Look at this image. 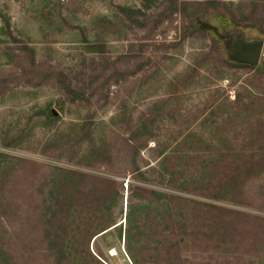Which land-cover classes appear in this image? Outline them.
Masks as SVG:
<instances>
[{
  "label": "rangeland",
  "instance_id": "obj_1",
  "mask_svg": "<svg viewBox=\"0 0 264 264\" xmlns=\"http://www.w3.org/2000/svg\"><path fill=\"white\" fill-rule=\"evenodd\" d=\"M179 256L264 264V0H0V264Z\"/></svg>",
  "mask_w": 264,
  "mask_h": 264
},
{
  "label": "water",
  "instance_id": "obj_2",
  "mask_svg": "<svg viewBox=\"0 0 264 264\" xmlns=\"http://www.w3.org/2000/svg\"><path fill=\"white\" fill-rule=\"evenodd\" d=\"M259 49H257L256 51H252L250 52L248 55H247V59L250 61V62H257L258 61V56H259Z\"/></svg>",
  "mask_w": 264,
  "mask_h": 264
},
{
  "label": "trees",
  "instance_id": "obj_3",
  "mask_svg": "<svg viewBox=\"0 0 264 264\" xmlns=\"http://www.w3.org/2000/svg\"><path fill=\"white\" fill-rule=\"evenodd\" d=\"M7 25H8V23H7ZM63 84H64V82H63ZM178 244H176V247L178 248V246H177ZM175 247V246H174ZM185 258H183V260H184ZM181 261V257L179 256V259L178 258H176V264H181V263H179ZM189 263H191V264H203L202 263V261L201 260H196L195 261V259H194V261H189ZM165 264H170V262L167 260L166 262H165Z\"/></svg>",
  "mask_w": 264,
  "mask_h": 264
}]
</instances>
